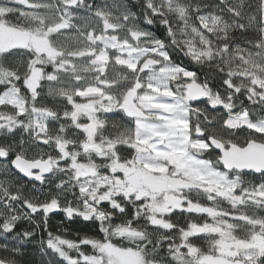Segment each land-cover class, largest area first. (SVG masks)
Instances as JSON below:
<instances>
[{
  "label": "snow or ice",
  "instance_id": "snow-or-ice-1",
  "mask_svg": "<svg viewBox=\"0 0 264 264\" xmlns=\"http://www.w3.org/2000/svg\"><path fill=\"white\" fill-rule=\"evenodd\" d=\"M29 246L264 264V0H0V264Z\"/></svg>",
  "mask_w": 264,
  "mask_h": 264
},
{
  "label": "trees",
  "instance_id": "trees-1",
  "mask_svg": "<svg viewBox=\"0 0 264 264\" xmlns=\"http://www.w3.org/2000/svg\"><path fill=\"white\" fill-rule=\"evenodd\" d=\"M59 219V217L54 218L52 220V230L56 231L57 230V226H56V220ZM74 230H79L82 233H87V234H94V229L91 228L90 225L84 224V223H78L76 225L72 226ZM197 243H203L202 241H197ZM27 259L32 261L35 260L36 264H40V255L37 251H34L32 249V246H29V251L27 253Z\"/></svg>",
  "mask_w": 264,
  "mask_h": 264
}]
</instances>
